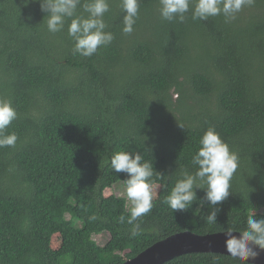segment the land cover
Instances as JSON below:
<instances>
[{
	"label": "trees",
	"instance_id": "1",
	"mask_svg": "<svg viewBox=\"0 0 264 264\" xmlns=\"http://www.w3.org/2000/svg\"><path fill=\"white\" fill-rule=\"evenodd\" d=\"M85 2L77 16H88ZM108 4L114 39L83 57L70 18L51 33L36 0H0V98L17 112L4 135L18 136L0 148V264H124L181 232H238L249 213L264 218V0L227 22L223 14L193 20L195 0L183 22L162 19L159 0H139L130 34L122 0ZM210 127L239 162L215 224L210 205L201 206L204 189L187 211L164 203L185 172H196L192 159ZM120 151L151 163L161 187L135 236L126 198L104 194L127 187L110 167ZM102 234L104 246L94 239ZM166 264L245 262L189 254Z\"/></svg>",
	"mask_w": 264,
	"mask_h": 264
},
{
	"label": "clouds",
	"instance_id": "2",
	"mask_svg": "<svg viewBox=\"0 0 264 264\" xmlns=\"http://www.w3.org/2000/svg\"><path fill=\"white\" fill-rule=\"evenodd\" d=\"M45 13L47 30L51 33L61 32L65 19L70 18L68 35L75 41L74 52L83 57L93 56L100 46L110 44L114 39L104 22V14L109 11L108 0H87L82 7L87 17L77 16V8L81 0H36ZM193 0H159L161 18L167 21L185 19V13L190 9ZM254 0H195L192 11L193 20H207L209 17L223 14L226 22L234 20L236 14L245 6H251ZM124 16L123 32L130 34L139 14V0H122ZM17 118V112L8 99L0 98V148L15 147L18 136L15 133L4 135L5 129ZM200 147L194 155L192 163L197 167L194 174L185 172L178 180L169 195L164 199L173 212L187 211L197 200V189L206 190L201 199V206L207 202L211 211L207 222L215 224L222 204L230 195L231 180L238 168V157L230 150L219 133L210 127L199 141ZM110 167L118 174L124 173L126 179V194L132 203L127 223L133 225L132 235H138L139 224L135 223L142 216L151 212L154 207L156 192L152 182L153 165L143 161L139 154L125 151L115 153L110 161ZM121 223L125 222L122 215ZM232 228L223 231L227 253L233 258H239L248 264L264 251V218H256V213H249L246 227L234 235ZM257 248L259 251H257Z\"/></svg>",
	"mask_w": 264,
	"mask_h": 264
},
{
	"label": "water",
	"instance_id": "3",
	"mask_svg": "<svg viewBox=\"0 0 264 264\" xmlns=\"http://www.w3.org/2000/svg\"><path fill=\"white\" fill-rule=\"evenodd\" d=\"M239 236V232L233 233ZM223 232L198 235L190 231L172 235L155 243L146 251L124 264H166L175 258L189 254H220L230 256L225 247ZM257 251L259 249L257 248ZM232 257V256H231ZM239 259V258H238ZM250 264H264V251Z\"/></svg>",
	"mask_w": 264,
	"mask_h": 264
},
{
	"label": "rangeland",
	"instance_id": "4",
	"mask_svg": "<svg viewBox=\"0 0 264 264\" xmlns=\"http://www.w3.org/2000/svg\"><path fill=\"white\" fill-rule=\"evenodd\" d=\"M172 97L174 98V100H176L178 95L173 93ZM153 183L155 185L154 191L156 192V196L154 199H156L159 192H160L161 187H160V184L158 182H153ZM104 194L106 197L111 196V195L122 196V197L126 198V200L128 202V207L132 208V203L127 197L126 187L123 184L118 183V184L114 185L112 188L106 189ZM94 239L99 245L104 246L107 243V241L109 240V235L108 234H102L99 236H95ZM61 243H62L61 236L59 234L54 235L53 241H52V247L54 249H58L61 246Z\"/></svg>",
	"mask_w": 264,
	"mask_h": 264
}]
</instances>
